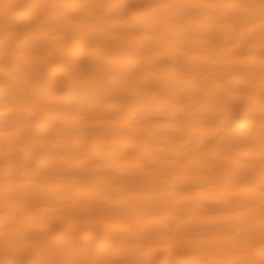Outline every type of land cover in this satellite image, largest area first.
I'll return each instance as SVG.
<instances>
[{"label":"bare ground","instance_id":"bare-ground-1","mask_svg":"<svg viewBox=\"0 0 264 264\" xmlns=\"http://www.w3.org/2000/svg\"><path fill=\"white\" fill-rule=\"evenodd\" d=\"M0 264H264V0H0Z\"/></svg>","mask_w":264,"mask_h":264}]
</instances>
